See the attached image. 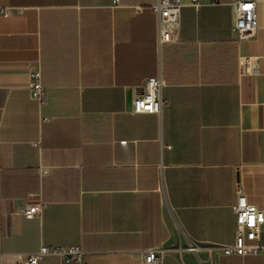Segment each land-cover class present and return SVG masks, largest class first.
<instances>
[{"label": "crops", "instance_id": "0c3cea01", "mask_svg": "<svg viewBox=\"0 0 264 264\" xmlns=\"http://www.w3.org/2000/svg\"><path fill=\"white\" fill-rule=\"evenodd\" d=\"M156 1L0 0L2 264L42 246L80 247L86 264H143L149 249L163 264H264L222 253L240 194L264 212V0L245 41L236 0H181L179 42L163 45ZM156 76L161 113L135 114Z\"/></svg>", "mask_w": 264, "mask_h": 264}, {"label": "built area", "instance_id": "2783aa9c", "mask_svg": "<svg viewBox=\"0 0 264 264\" xmlns=\"http://www.w3.org/2000/svg\"><path fill=\"white\" fill-rule=\"evenodd\" d=\"M194 6H199V0H192ZM235 12V27L239 41L252 39L258 30L257 9L255 0H236L233 3ZM157 15V28L159 44H172L180 39V17L181 0H157L152 6ZM0 13L9 15V11L0 8ZM246 71L254 72L256 65L247 61ZM162 76L149 78L140 88L138 94L132 101V108L135 114H160L165 101L162 98L164 87ZM28 90L31 96L39 101L43 100L45 88L42 84L40 71L31 73L28 83ZM42 174L47 170L42 169ZM45 208L44 203L38 205H27L23 215L27 219L40 218ZM236 217V235L232 246L222 249L226 256L246 257L258 255L264 252V245L260 243L262 227L264 225V212L257 206L251 204L247 198L240 194L233 206ZM192 251L196 248L191 247ZM46 256H57L73 264H86L84 251L77 246L72 247H46L42 246L39 251L19 256L17 264H38ZM5 255L0 254V264L5 260ZM164 255L160 250L149 249L143 254V264H163Z\"/></svg>", "mask_w": 264, "mask_h": 264}, {"label": "trees", "instance_id": "16d2710c", "mask_svg": "<svg viewBox=\"0 0 264 264\" xmlns=\"http://www.w3.org/2000/svg\"><path fill=\"white\" fill-rule=\"evenodd\" d=\"M0 98H1L0 104L3 106L5 103V93L4 92H1Z\"/></svg>", "mask_w": 264, "mask_h": 264}]
</instances>
